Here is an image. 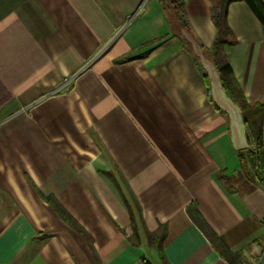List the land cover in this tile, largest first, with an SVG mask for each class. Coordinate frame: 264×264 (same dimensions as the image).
Segmentation results:
<instances>
[{
    "label": "crops",
    "instance_id": "1",
    "mask_svg": "<svg viewBox=\"0 0 264 264\" xmlns=\"http://www.w3.org/2000/svg\"><path fill=\"white\" fill-rule=\"evenodd\" d=\"M173 1L0 0V264H230L191 207L241 264L261 256L264 191ZM179 1L212 56L223 0ZM226 21L237 101L264 105V25L243 1Z\"/></svg>",
    "mask_w": 264,
    "mask_h": 264
},
{
    "label": "trees",
    "instance_id": "2",
    "mask_svg": "<svg viewBox=\"0 0 264 264\" xmlns=\"http://www.w3.org/2000/svg\"><path fill=\"white\" fill-rule=\"evenodd\" d=\"M237 1L245 2L257 19L261 22V24L264 25V6L259 0H223V3L221 4L217 14L212 17V22L217 30V37L212 49V56H208L205 52H203V54L214 65L226 95L241 109L248 149L238 152V159L249 179L264 191V105H254L250 107L237 101L238 96L236 95V89L233 87L231 70L226 62L223 52L225 46H232L235 44V40L233 39L231 31L227 25L226 17L228 6L231 3ZM173 3L174 13L176 17L178 16L180 31L186 30L190 33L188 26L184 23L180 15L182 5L181 1L174 0ZM186 45L192 54L191 47L187 43ZM193 58L202 71L209 98L211 99L207 77L204 71L201 69L199 61L194 56ZM129 59L130 57H127L122 59V61L125 62ZM187 213L195 225L200 229V231L217 248L219 254L223 258L227 259L230 264H241L240 258L238 256L232 255L221 244V242H219L217 237L205 224L202 217L198 214L194 207L189 208ZM165 236L166 233L164 229H161L157 235L149 234V245L160 251L165 241ZM161 262L162 264H166L163 257H161Z\"/></svg>",
    "mask_w": 264,
    "mask_h": 264
},
{
    "label": "water",
    "instance_id": "3",
    "mask_svg": "<svg viewBox=\"0 0 264 264\" xmlns=\"http://www.w3.org/2000/svg\"><path fill=\"white\" fill-rule=\"evenodd\" d=\"M181 36L191 47L193 56L199 61L207 77L213 105L228 117L230 142L233 150L236 152L247 150L248 143L241 109L224 92L221 80L214 65L204 56L201 47L197 44L192 35L186 30H181Z\"/></svg>",
    "mask_w": 264,
    "mask_h": 264
},
{
    "label": "rangeland",
    "instance_id": "4",
    "mask_svg": "<svg viewBox=\"0 0 264 264\" xmlns=\"http://www.w3.org/2000/svg\"><path fill=\"white\" fill-rule=\"evenodd\" d=\"M263 255H264V244L262 245L261 256H259V258L256 259V260L253 262V264H259L258 262H259V260H261V258L263 257Z\"/></svg>",
    "mask_w": 264,
    "mask_h": 264
},
{
    "label": "built area",
    "instance_id": "5",
    "mask_svg": "<svg viewBox=\"0 0 264 264\" xmlns=\"http://www.w3.org/2000/svg\"><path fill=\"white\" fill-rule=\"evenodd\" d=\"M261 260H262V258H261ZM261 260H259V262H258L259 264H260Z\"/></svg>",
    "mask_w": 264,
    "mask_h": 264
}]
</instances>
